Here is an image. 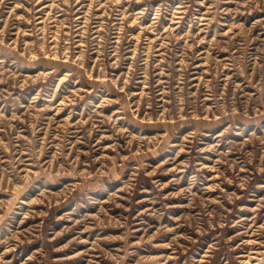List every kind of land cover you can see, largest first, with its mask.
<instances>
[{"label": "rangeland", "instance_id": "374dc122", "mask_svg": "<svg viewBox=\"0 0 264 264\" xmlns=\"http://www.w3.org/2000/svg\"><path fill=\"white\" fill-rule=\"evenodd\" d=\"M0 264H264V0H0Z\"/></svg>", "mask_w": 264, "mask_h": 264}]
</instances>
